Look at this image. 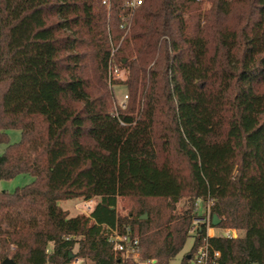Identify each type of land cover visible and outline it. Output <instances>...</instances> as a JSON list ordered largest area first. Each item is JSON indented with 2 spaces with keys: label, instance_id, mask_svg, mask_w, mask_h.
Returning <instances> with one entry per match:
<instances>
[{
  "label": "trees",
  "instance_id": "trees-1",
  "mask_svg": "<svg viewBox=\"0 0 264 264\" xmlns=\"http://www.w3.org/2000/svg\"><path fill=\"white\" fill-rule=\"evenodd\" d=\"M126 1L0 0V181L33 179L0 192V264H134L107 240L125 228L151 264L189 237L179 264L204 243L209 264H264V0ZM210 200V225L242 235L189 233Z\"/></svg>",
  "mask_w": 264,
  "mask_h": 264
},
{
  "label": "rangeland",
  "instance_id": "rangeland-1",
  "mask_svg": "<svg viewBox=\"0 0 264 264\" xmlns=\"http://www.w3.org/2000/svg\"><path fill=\"white\" fill-rule=\"evenodd\" d=\"M126 72V71H125ZM113 94L115 97V103L118 107H120L121 102L124 100L125 94H127L125 88L123 86H115L113 89ZM123 110V109H121ZM7 135L9 138V143H17L20 140V131L18 130H10L7 131ZM6 145L0 143V155L3 153ZM32 177L29 175H19L15 177L12 180L8 181H0V192H8L12 193L16 188L25 186L29 184L32 181ZM98 202V198H95L93 200L92 206ZM57 205L64 211L68 213L69 217H75L78 215H89V206L86 204L85 201L82 199H76V200H68V201H60L57 203ZM181 203L177 206L179 207ZM196 217L194 220H203L201 223L207 224V229L210 228L209 234H214V236H219L222 233L221 228L212 227L210 225V207L208 204H203V202L199 201L197 202L196 206ZM139 210V203L138 201H135L133 199L125 198V199H118L117 201V212L120 216L125 217L127 215L136 214ZM212 228V230H211ZM239 235H242V231H237ZM193 244V237H189L185 243L184 248L182 251L176 256V258L171 262V264H179L181 257L187 253ZM51 248V245L49 246V249ZM75 252V250H74ZM75 258V257H74ZM81 264H90L87 261L82 260Z\"/></svg>",
  "mask_w": 264,
  "mask_h": 264
},
{
  "label": "built area",
  "instance_id": "built-area-1",
  "mask_svg": "<svg viewBox=\"0 0 264 264\" xmlns=\"http://www.w3.org/2000/svg\"><path fill=\"white\" fill-rule=\"evenodd\" d=\"M143 0H127L125 3V7L127 8H136L142 4ZM103 4H106V1H103ZM109 79L110 81L120 80L125 81L127 79V73L122 70L118 65H110L109 66ZM124 100L121 102V107L124 108L125 103L127 101V96L125 95ZM199 202V201H198ZM93 200L86 202L89 206V212L94 207L92 206ZM208 206L212 205V200L208 201ZM203 220H194L192 222V228L190 230V234L194 235L195 230L199 228L201 224L200 222ZM207 225V224H206ZM207 229V236L208 230ZM212 229V228H211ZM218 236V235H217ZM219 236H223L225 238H236L238 236V232L232 229H222V233ZM108 242L112 244L113 250L115 254H117L123 261H130L134 264H151L154 263V260H143L141 257L139 240L136 237H131L129 229L125 228L124 233H119L117 230L112 231L108 238ZM219 253L215 251H211L206 243H204L197 254L194 256L192 264H209L210 262L215 261L218 258ZM82 259L74 258L72 264H81Z\"/></svg>",
  "mask_w": 264,
  "mask_h": 264
},
{
  "label": "water",
  "instance_id": "water-1",
  "mask_svg": "<svg viewBox=\"0 0 264 264\" xmlns=\"http://www.w3.org/2000/svg\"><path fill=\"white\" fill-rule=\"evenodd\" d=\"M143 218H146V216H144ZM219 224H220V220L216 216H213L211 221L212 227H217L219 226ZM3 264H12V262L10 260H6L3 262Z\"/></svg>",
  "mask_w": 264,
  "mask_h": 264
},
{
  "label": "crops",
  "instance_id": "crops-1",
  "mask_svg": "<svg viewBox=\"0 0 264 264\" xmlns=\"http://www.w3.org/2000/svg\"><path fill=\"white\" fill-rule=\"evenodd\" d=\"M95 204H96V203H95ZM94 206H95V205H94ZM93 208H94V207H93ZM93 208L91 209V211L93 210ZM91 211H90V212H91ZM90 212H89V213H90ZM211 230H212V229H211ZM208 235H209L210 237L214 236V234H209V231H208Z\"/></svg>",
  "mask_w": 264,
  "mask_h": 264
}]
</instances>
